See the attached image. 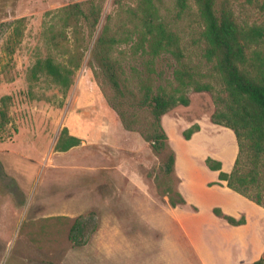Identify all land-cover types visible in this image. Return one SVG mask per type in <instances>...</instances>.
I'll return each mask as SVG.
<instances>
[{
	"label": "rangeland",
	"instance_id": "1",
	"mask_svg": "<svg viewBox=\"0 0 264 264\" xmlns=\"http://www.w3.org/2000/svg\"><path fill=\"white\" fill-rule=\"evenodd\" d=\"M86 1L99 0H0V99L10 98L6 102L9 122L0 130V264H102L103 256L97 248L85 249L100 218L115 215L120 220L131 219L136 213L132 202L141 211L147 210L146 203H142L144 195L130 179L146 181L144 189L157 202L151 203L146 213L154 214L156 227L175 243L174 249H181L191 259V248L184 246L164 203L168 195L177 198V191L185 204L176 207L186 212L200 211L203 220L207 219L209 202L215 197L205 195L209 192L202 188L203 183L210 180L206 187L220 183L211 181L215 171L208 168L205 159L222 163L211 154L223 155L225 168L233 169L230 159L237 147L234 134L210 120L220 109L217 97L225 98L227 94L214 65L204 58L202 22L196 7L189 3L181 11L176 0H103L93 34L87 33L83 20V35L77 42L64 27V15L59 10ZM227 2L239 27H264V0ZM19 18H24L22 35L9 56L5 45L14 20ZM150 23L161 24L174 34L182 54L180 61L169 52L152 59L148 47ZM105 25L117 40L114 57L132 85L149 81L154 92L169 90L177 86L174 72L185 69L194 80L214 89L197 93L189 88V105H178L161 118L175 158L172 172L165 166L170 150L154 152L143 137L152 121L148 113L134 110L127 101L116 98L92 59L93 45ZM54 38L61 42L58 48ZM77 51L83 59L68 90L63 91L44 74L32 76L37 61L51 57L66 63ZM0 107L4 108L1 100ZM196 124L201 134L192 141L185 140L182 132ZM64 128L68 135L79 138L80 144L57 152L55 145ZM240 161V173L245 174L252 165L244 156ZM258 172L260 187L252 186L249 194L255 198L259 193L264 209V167ZM206 197L209 201L204 202ZM186 199L193 202L187 204ZM215 208L234 218L224 214L221 207H212L211 215L221 222L225 219L214 214ZM247 213V229L237 234L242 236L238 241L246 243L241 248L227 243L238 236L229 233L228 239V234L214 229L215 225L202 227L205 222L189 219L192 225L199 224L197 236L203 255L208 248H229L228 263L264 261V251L257 258L264 245V218L254 216V211ZM135 248L141 258L142 246Z\"/></svg>",
	"mask_w": 264,
	"mask_h": 264
},
{
	"label": "trees",
	"instance_id": "2",
	"mask_svg": "<svg viewBox=\"0 0 264 264\" xmlns=\"http://www.w3.org/2000/svg\"><path fill=\"white\" fill-rule=\"evenodd\" d=\"M102 2L103 0L74 3L59 10L64 15V27L69 28L75 41L78 42L79 38H82L81 21L83 20L87 24V33L93 34L101 14ZM189 3L195 5L202 22L200 37L204 45V58L214 65L227 94L225 98L217 97L220 109L211 115L210 120L215 125L230 129L238 147L237 158L229 173L221 171V162L217 160L208 157L205 163L210 170L219 172V181H225L229 189L262 206L261 195L257 193L253 198L249 194V189L252 186L260 187L258 169L264 167V27H239L228 8L227 0L220 3L217 0H176V5L181 11H185ZM23 22L24 18L13 22L14 27L5 45L9 56L15 52L20 42ZM148 34L150 35L148 47L153 60L161 52H169L180 61L182 54L174 34L161 24L151 23L148 25ZM53 43L58 48L61 42L54 38ZM116 43L117 40L110 34L108 25H105L93 45L92 59L111 84L108 89L115 93L116 98L124 99L132 109L145 111L150 116L152 120L150 130L147 134H143V137L150 143L153 151L169 149L168 137L161 125V118L178 105H189L187 97L189 88L197 93H211L214 89L209 84L194 80L185 69L174 72L177 86L169 90L160 88L154 92L149 81L138 82L137 86H134L125 76L119 60L114 57ZM82 59L83 55L77 51L66 63L56 62L51 57L39 60L32 68V76L44 74L55 85L66 91L70 88L72 76L80 68ZM89 66L93 65L90 63ZM93 72L96 74L94 68ZM103 93L106 96V92ZM0 100L4 106V108L0 107L1 130L9 122L6 102L10 98L2 97ZM119 115L123 121H126L123 113ZM199 130V125L196 124L183 131L182 135L185 140H189ZM79 144L80 139L68 135L67 129L64 128L55 145V151L66 152ZM242 156L252 165L245 174L240 173ZM174 162V154L170 150L165 163L169 172L173 171ZM175 196L177 198L168 195L171 207L185 204V200L177 191ZM213 212L231 225L244 222L243 218L236 220L223 215L217 208ZM251 264H264V261L259 259Z\"/></svg>",
	"mask_w": 264,
	"mask_h": 264
},
{
	"label": "crops",
	"instance_id": "3",
	"mask_svg": "<svg viewBox=\"0 0 264 264\" xmlns=\"http://www.w3.org/2000/svg\"><path fill=\"white\" fill-rule=\"evenodd\" d=\"M163 117H165V115ZM227 130L228 133L232 132L230 129ZM200 134L201 127L198 132L192 135L190 141L195 139ZM237 152L238 148L236 147L230 159L231 166L234 165ZM211 156L222 161L221 171L229 173L232 170L225 168L223 155L211 154ZM212 174L214 177H212L211 181L219 182L220 184L206 187L207 182L210 181L207 180L202 186L206 192H209L205 195L215 197L214 200L209 202L208 212L206 215L208 220L206 218L203 220L200 211L197 213L181 211L178 207H171L167 200L164 203L166 204L165 206L167 207L174 224L179 229L178 231L180 236L185 242L184 246H190L191 248V252L193 254L191 259H188L186 254H184L181 249L180 251L177 248V250L174 249L175 243L165 236L166 234L163 233L164 231H161L156 227L154 214H149V212L146 213V211L150 210V204L152 203L155 205L157 202L155 197L150 194V191L148 189H144V187H146V181L140 179H130V182L133 186H135L137 191L144 195L145 198H143L142 203H146L147 210L142 208L143 210L141 211L140 206L134 205L136 202H132L131 207L133 211L136 212L133 214V218H122V220H120L115 215H106L105 217L100 218L99 227L97 231H95L92 241L85 245V249L91 248L95 250V248H97L103 256L102 264H231L228 263L231 260L229 248L222 250H215L214 247L212 250L211 248H208L206 256L203 255L200 240L197 236L199 221L200 223L205 222V225L200 224L202 227L207 226V228H209L213 227L212 225H215L214 229L218 233L225 232L228 234V239H230L229 233L238 236L237 239H230L227 243L232 245L233 248L236 246L241 248L242 245H246V243L238 241L242 236L237 234H242L247 229L248 222L250 221L247 212L254 211V216L259 215L264 218V209L237 192L229 189L226 186L225 181H219L218 171H215ZM206 199L208 200V197L204 198L203 201L207 202ZM186 202L188 204L193 201L186 199ZM198 206H200V204ZM216 206L221 207L224 214L232 215L236 220L243 218L245 220V224L234 226L230 225L225 220H222L221 222V220L217 217L211 215V208ZM189 219H195L198 223L196 225H192L189 223ZM139 226L143 229H138ZM194 226H196V229L193 228ZM189 230L192 234L189 233ZM138 245L142 246L143 250L141 258L137 257L138 255L135 247ZM205 248L207 249V247ZM173 250L176 252V255H174ZM263 251L264 245L261 247V251L257 255V258L261 256L260 254H263Z\"/></svg>",
	"mask_w": 264,
	"mask_h": 264
}]
</instances>
